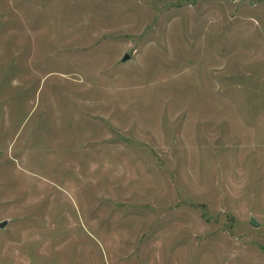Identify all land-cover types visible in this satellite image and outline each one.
I'll use <instances>...</instances> for the list:
<instances>
[{
  "label": "rangeland",
  "instance_id": "rangeland-1",
  "mask_svg": "<svg viewBox=\"0 0 264 264\" xmlns=\"http://www.w3.org/2000/svg\"><path fill=\"white\" fill-rule=\"evenodd\" d=\"M3 220L0 264H264V0H0Z\"/></svg>",
  "mask_w": 264,
  "mask_h": 264
},
{
  "label": "water",
  "instance_id": "water-1",
  "mask_svg": "<svg viewBox=\"0 0 264 264\" xmlns=\"http://www.w3.org/2000/svg\"><path fill=\"white\" fill-rule=\"evenodd\" d=\"M128 56H129V55L127 54V55L125 56V58H127ZM6 221H7V220H3V221H1V222H0V226H4L5 223H6ZM250 222H251L252 224H254V225H259V223H260L254 215H251V217H250Z\"/></svg>",
  "mask_w": 264,
  "mask_h": 264
}]
</instances>
